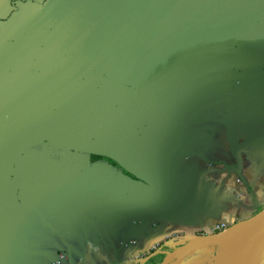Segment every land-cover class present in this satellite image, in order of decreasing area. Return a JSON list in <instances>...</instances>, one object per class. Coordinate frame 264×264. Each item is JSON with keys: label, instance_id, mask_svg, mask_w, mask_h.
Here are the masks:
<instances>
[{"label": "crops", "instance_id": "0c3cea01", "mask_svg": "<svg viewBox=\"0 0 264 264\" xmlns=\"http://www.w3.org/2000/svg\"><path fill=\"white\" fill-rule=\"evenodd\" d=\"M45 1L0 0V264H160L264 209V0L258 53L200 42L195 68L150 74L75 119L1 59Z\"/></svg>", "mask_w": 264, "mask_h": 264}, {"label": "water", "instance_id": "95a60500", "mask_svg": "<svg viewBox=\"0 0 264 264\" xmlns=\"http://www.w3.org/2000/svg\"><path fill=\"white\" fill-rule=\"evenodd\" d=\"M47 2L1 59L13 82L16 72L26 92L35 87L53 109L71 119L101 116L115 91L139 86L150 74L195 68L189 54L200 42L238 40L247 50L259 51L254 25L258 0ZM232 169L240 175L238 167ZM215 247L225 250L220 264H251L264 248V209L190 241L160 264H182Z\"/></svg>", "mask_w": 264, "mask_h": 264}, {"label": "bare ground", "instance_id": "6f19581e", "mask_svg": "<svg viewBox=\"0 0 264 264\" xmlns=\"http://www.w3.org/2000/svg\"><path fill=\"white\" fill-rule=\"evenodd\" d=\"M224 254H225V250L223 248H221L219 250V254L216 255L213 262L221 263ZM215 263H213V264H215ZM251 264H264V248L260 251V253L256 256V258L253 260V262Z\"/></svg>", "mask_w": 264, "mask_h": 264}, {"label": "built area", "instance_id": "2783aa9c", "mask_svg": "<svg viewBox=\"0 0 264 264\" xmlns=\"http://www.w3.org/2000/svg\"><path fill=\"white\" fill-rule=\"evenodd\" d=\"M224 229H219V232L223 231ZM50 264H65L63 261V257L58 258L56 261H54L53 263Z\"/></svg>", "mask_w": 264, "mask_h": 264}, {"label": "rangeland", "instance_id": "374dc122", "mask_svg": "<svg viewBox=\"0 0 264 264\" xmlns=\"http://www.w3.org/2000/svg\"><path fill=\"white\" fill-rule=\"evenodd\" d=\"M211 258V257H210ZM215 259V258H214ZM209 260H211V259H207V261H206V263H203V264H213V263H215V262H211V261H209ZM215 264H220V263H215Z\"/></svg>", "mask_w": 264, "mask_h": 264}, {"label": "flooded vegetation", "instance_id": "af4514ba", "mask_svg": "<svg viewBox=\"0 0 264 264\" xmlns=\"http://www.w3.org/2000/svg\"><path fill=\"white\" fill-rule=\"evenodd\" d=\"M48 0H46L45 2H47ZM48 3V2H47Z\"/></svg>", "mask_w": 264, "mask_h": 264}]
</instances>
